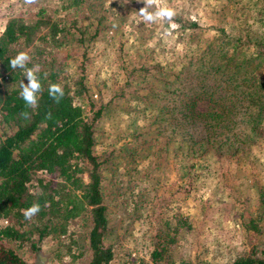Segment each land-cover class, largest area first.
Returning <instances> with one entry per match:
<instances>
[{"label":"rangeland","instance_id":"rangeland-1","mask_svg":"<svg viewBox=\"0 0 264 264\" xmlns=\"http://www.w3.org/2000/svg\"><path fill=\"white\" fill-rule=\"evenodd\" d=\"M71 3L37 0L26 6L24 0H0V31L13 17L31 24L42 17L40 10L50 22L62 21L64 30L54 40L49 38V27L41 25L28 43L12 45L17 50L13 55L27 51L29 68L45 69L50 64L60 68V83L71 91L81 81L85 86L81 102L89 101L93 110L108 103L94 122V150L106 159L105 242L114 246L111 264H177L181 260L227 264L236 252L259 256L264 249V113L256 131L242 121L237 124L243 143L230 149L224 146L221 152L217 143L210 144L206 180L200 188L179 193L178 185L187 181L181 177L186 160L176 149L173 116L157 124L161 111L152 113L143 105L149 83L155 93L151 101L158 103L161 86L157 79L164 76L128 71L157 64L176 71L190 60V52L207 46V40L217 35L229 39L225 48L233 44L232 38L242 47L246 38L264 31V0H160L162 6L174 8L176 15L171 22L157 23H145L139 15L145 7L143 0H79L67 7ZM246 51H256L253 43ZM22 80L28 83L23 78L7 81L0 75V90L14 88ZM119 93L122 96L115 97ZM11 131L0 115V139ZM248 135L252 139L246 140ZM193 171L200 173L197 165ZM36 176L55 179L49 173ZM6 220L14 223L11 217ZM165 222L178 228L176 233L169 231L174 243L167 247L163 260L152 263V245ZM89 226L87 215L82 214L68 223L64 234L45 236L38 242L35 229L25 224L16 227L32 231L27 241L4 243L27 264H86Z\"/></svg>","mask_w":264,"mask_h":264},{"label":"trees","instance_id":"trees-1","mask_svg":"<svg viewBox=\"0 0 264 264\" xmlns=\"http://www.w3.org/2000/svg\"><path fill=\"white\" fill-rule=\"evenodd\" d=\"M78 2L72 0L67 7ZM42 12H39L42 17L31 24L19 18H9L0 31V75L7 81L27 79L24 70H13L9 65L17 51L12 49L13 44L21 41L28 43L41 25L49 27L51 40L64 30L62 21L50 22ZM221 32L224 34V30ZM84 33L81 32V37ZM232 39L233 44L225 48L224 44L229 39L224 35L213 36L207 40V46H199L190 52L187 58L190 60L176 71L161 64L128 71L129 74L141 71L148 72L149 76H164V79H157L161 86L158 103L151 101L155 93L149 83V93L143 105L152 113L161 111L162 116L156 115L157 124L173 116L178 136L176 149L186 160L181 177H187V181L178 185L179 193L200 188L206 180L207 158L212 156L211 152H207L210 144L214 146L217 143L218 152L223 151L224 146L226 149L234 148L235 143H243L239 130L235 128L240 121L250 131H256L262 124L264 31L246 38L242 47L235 44L238 39ZM251 43L256 51L248 54L246 50ZM60 75V68L52 64L40 69L38 76L42 91L38 93V107L27 109L29 119L21 115L26 109L19 95L20 84L0 90L2 122L12 129L0 139V264H27L4 243L14 240L21 244L28 240L27 235L32 231H23L16 226L30 224L38 234L39 242L45 236L64 234L68 223L82 214L87 215L90 224L86 242L90 258L86 264H111L115 257L114 246L105 242L108 231L103 191L106 159H101L94 150V122L108 103L100 104L93 110L88 100L86 105L81 102L85 92L81 81L71 91L69 86L60 83ZM55 83L62 85L64 90L59 103L48 92L50 84ZM120 96L122 93L115 94V97ZM215 105L217 108H214ZM49 113L51 118H48ZM250 137L248 135L246 140L252 139ZM196 165L200 171L198 174L193 171ZM38 172L55 174V179L37 177ZM33 203H39L41 211L29 221L22 210ZM8 217L14 223H4ZM181 222L186 224V221ZM171 229L176 233L178 228L169 227L165 222L164 229L161 227L158 230L149 256L152 263L163 260L167 247L174 243V237L169 234ZM81 254L78 253V256ZM177 264L202 263L181 260ZM227 264H264V249L259 256L236 252Z\"/></svg>","mask_w":264,"mask_h":264},{"label":"clouds","instance_id":"clouds-1","mask_svg":"<svg viewBox=\"0 0 264 264\" xmlns=\"http://www.w3.org/2000/svg\"><path fill=\"white\" fill-rule=\"evenodd\" d=\"M37 3V0H24L26 6H32ZM145 7L139 10V15L143 18L145 23H157L159 21L167 20L171 22L176 15L175 9L169 6H162L160 0H143ZM150 10V9H153ZM175 27V24H172ZM31 60V56L27 51H20L16 56L10 59L9 65L15 70L17 68L24 70V76L27 78L28 83L24 80L20 82L19 95L23 99L25 104V111L21 115L25 119L30 118V113L27 109L35 110L38 107V93L42 91V85L38 73L40 71L39 65L33 67H27ZM49 96L52 97L56 103H59L64 96V90L62 85L55 83L50 84ZM48 118H51V113L48 114ZM41 211L39 203H33L30 207L23 209L22 214L26 220L31 221Z\"/></svg>","mask_w":264,"mask_h":264},{"label":"built area","instance_id":"built-area-1","mask_svg":"<svg viewBox=\"0 0 264 264\" xmlns=\"http://www.w3.org/2000/svg\"><path fill=\"white\" fill-rule=\"evenodd\" d=\"M4 221H5V222H7V220H6V219H5Z\"/></svg>","mask_w":264,"mask_h":264}]
</instances>
